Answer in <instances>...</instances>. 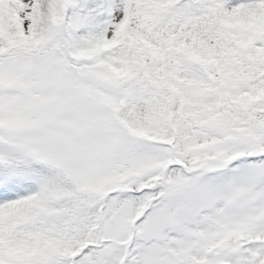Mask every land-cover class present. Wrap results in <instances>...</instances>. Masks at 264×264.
Wrapping results in <instances>:
<instances>
[{
  "label": "snow or ice",
  "instance_id": "obj_1",
  "mask_svg": "<svg viewBox=\"0 0 264 264\" xmlns=\"http://www.w3.org/2000/svg\"><path fill=\"white\" fill-rule=\"evenodd\" d=\"M0 264H264V0H0Z\"/></svg>",
  "mask_w": 264,
  "mask_h": 264
}]
</instances>
